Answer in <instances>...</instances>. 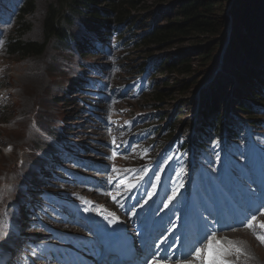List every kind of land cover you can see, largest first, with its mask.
Returning <instances> with one entry per match:
<instances>
[{"label":"rangeland","instance_id":"obj_1","mask_svg":"<svg viewBox=\"0 0 264 264\" xmlns=\"http://www.w3.org/2000/svg\"><path fill=\"white\" fill-rule=\"evenodd\" d=\"M101 1L103 0H99V2ZM32 2L35 4V10L32 15L26 16V20L31 25V30L24 37V40L40 42L43 39L41 34L42 21L51 0H32ZM136 2H140L141 5L140 7L137 6L130 17L137 24L138 32L144 34L149 32L155 18L157 23L154 26H158L160 23L164 24V21L160 19L161 16L169 17L171 22L176 21L174 14L177 5L174 1L165 4H157L148 0H136ZM212 2L218 10H221L222 16L226 17L227 22H225L226 20L223 21L224 27L217 32L216 37L209 40L198 38L199 42H196L200 48L215 47L216 51L206 65L203 61H195L194 56L196 54H191L190 51H194L196 47L192 48L189 44L182 46L173 44L166 46L165 49L162 47L147 49L150 51L151 58L164 62L176 63L179 55L190 53V57L195 61L194 65H199L197 66L199 67L198 72H195L194 67L191 68L190 76L169 72L165 75L161 73L153 75L154 79L157 80L155 89H161L167 97L161 103L155 104L149 101L150 95H148L134 105L141 112L164 114L165 120L168 119V116H174L171 123L174 124V131H185L194 121L192 119L193 113L195 112V116L199 114L204 99L210 98L211 94L215 92L218 93L217 100L223 103L217 111L218 115L231 114L233 117L244 121L246 118L245 114L242 116L239 114L235 106L242 99V96L239 95L240 89L243 88L242 84L245 85L244 88H250L253 83L252 80L254 79H247L245 73L251 67V59L254 57L248 54L232 53L231 49L226 50L227 53L223 51V48L227 47V43L232 41L235 23L233 24L231 21L230 10L239 0H213ZM141 8H144V11ZM98 10L109 12L110 8L91 9V13H96ZM147 18L148 21L145 22L144 20ZM80 20H87V18L80 16L74 21L70 18L71 24L63 26L66 28V34L82 36L80 26H78L80 23H76ZM123 28L129 29L127 25H124ZM253 30L255 31V28L246 33L245 28H243L242 33L255 40ZM255 41L261 49L259 53L264 56L261 52H264V38ZM217 44L221 45L218 46L219 49L216 48ZM139 50L134 49L127 55L129 59L127 65L135 66L141 62L142 58L150 57L144 53L143 49ZM251 52L255 53V48H252ZM73 55L71 49L70 51L64 50L61 44L53 39L39 57L24 58L9 56L4 53L0 57V71L6 72L8 76L2 82V93L5 95V100L3 106L0 107V190L6 191V185L10 183L20 187L21 182L17 183V181L19 179L20 181L26 180L30 169L28 166L33 161L31 156L37 155L36 153L42 147V140L37 138L35 125L50 132L51 136L56 135L59 130L64 134L72 135L77 133V130L82 129V126L70 124L78 119L80 114L74 113L76 109L69 106V104L74 103L73 97L69 95V92L67 95L64 94L71 81L75 80L72 78L69 69L71 66L69 61H72ZM93 62L98 64L99 58L94 56ZM258 63L263 66L264 57H260ZM262 71L264 72V68ZM236 72L238 73L236 74ZM239 80L242 83H239ZM190 83L193 84L189 85ZM219 86L220 90H217ZM64 127L70 131H65ZM34 149L35 151H33ZM20 162L23 164L20 165ZM21 229L23 230V227ZM261 259L264 264L263 255Z\"/></svg>","mask_w":264,"mask_h":264},{"label":"trees","instance_id":"obj_2","mask_svg":"<svg viewBox=\"0 0 264 264\" xmlns=\"http://www.w3.org/2000/svg\"><path fill=\"white\" fill-rule=\"evenodd\" d=\"M148 1L157 4H165L174 1L177 5L174 14L176 21L171 22L169 21V17L161 16L160 19L164 21V24L160 23L158 26H154L157 23L155 18V21L151 24L150 32L145 34L140 45H137L135 49H143L144 53L151 57L150 51L147 50L150 49V47H162L165 49L166 46H171L173 44H178L179 46L189 44L192 48L196 47L194 51H190L191 54H196L194 56L196 58L195 61H203L206 65L215 53V47L200 48L196 45V42H199L198 38H206L209 40L210 38L216 37L218 35L217 32L224 27L225 23H223V21L226 20L225 22H227L226 17L222 16L221 10H218L217 6L212 2L213 0ZM140 5V2H136V0H103L101 2H99V0H51L42 21L41 34L43 39L40 42H35L24 40V37L31 30V25L26 20V16L32 15L35 10V4L32 0H28L22 14L18 18L16 28L12 31L7 54L9 56L24 58L39 57L44 53L51 40L55 39L57 42H64L66 37L70 39L69 35H66V28L63 27L64 25L69 26V24H71L70 18L77 19L76 16H88L92 20H100L102 22L108 18H113L116 22H125L131 18L130 14L134 12L137 6L140 7ZM98 7L99 9L101 7H109L110 11H101V13L96 11V13L92 14L91 9L93 10ZM141 9L144 11V8ZM230 11V17L233 18H231V21L233 24L235 23V27L233 28L234 33L228 50L231 49L232 53L236 52L251 56L254 55L255 58V55L259 54L261 50L255 40L258 39L259 41L261 38H264V0H239ZM144 21H148V18ZM243 28H245L246 33L251 32L250 30L255 28V31L253 30L252 32L255 34L253 37L256 39L254 40L251 36L249 37L247 34L242 33ZM70 41L75 43L74 48H76V40L72 38ZM77 45L80 47L78 42ZM218 46L220 47L221 45L217 44L216 48ZM252 48H255V53L251 52ZM191 54L179 55L176 63L160 60L161 74L165 75L169 72L190 76L192 67L195 68V72H198L199 67L197 66L199 65H194L195 61L190 57ZM249 58L251 57L249 56ZM251 65L252 66L247 69V73H245L247 79H254L259 76L257 62H255V66L253 64ZM253 67H256V69ZM237 73L238 72H236V74ZM240 83H242V81ZM244 86L245 85L242 84L243 88L241 89V94L242 99L245 101H241L240 104L237 105V109L241 112H247L249 110L247 104H251L253 98L256 99L254 95L251 96L252 93L250 92V88L245 89ZM217 90H220V86ZM217 96L218 93L215 92L211 94L210 98L204 99V112L202 113L204 117L208 116L209 113L216 112L217 105L219 104ZM165 97H167V95L161 89L155 90L150 94L149 101L159 104ZM256 104L260 105L261 103L256 102ZM205 112H208V115H206Z\"/></svg>","mask_w":264,"mask_h":264},{"label":"snow or ice","instance_id":"obj_3","mask_svg":"<svg viewBox=\"0 0 264 264\" xmlns=\"http://www.w3.org/2000/svg\"><path fill=\"white\" fill-rule=\"evenodd\" d=\"M251 220L254 221V220H255V216H252V217H251ZM245 226H247V227H249V228H252V227H253V224H252L251 222H248ZM261 227L264 228V225H261ZM204 239H205V240H208L209 237H208V236H205ZM257 239H260L262 242H264V236H257ZM197 243H203V241H197ZM216 244L219 245L220 242L217 241ZM212 247H213V241L209 240V244H208V248H209V250H211ZM235 250H236L237 252L240 251L239 248H236ZM193 251L196 252L197 255H199V252H198L195 248L193 249ZM227 251H228L227 249H223V248L221 247V253H222V254H226ZM221 264H229V262H227V261H221Z\"/></svg>","mask_w":264,"mask_h":264},{"label":"bare ground","instance_id":"obj_4","mask_svg":"<svg viewBox=\"0 0 264 264\" xmlns=\"http://www.w3.org/2000/svg\"><path fill=\"white\" fill-rule=\"evenodd\" d=\"M227 42H228V41H227ZM229 44H230V42H228V43H227V47L224 48V49H225V50H224V53H225V52L227 53L226 50H228ZM262 53L264 54V52H262ZM260 57H264V56L261 55L260 53L255 55V59H256L257 61H260ZM254 66H255V65H254ZM260 66H262V65H260V64L258 63V64H257V67H260ZM253 68L256 69V67H253ZM193 114H195V112H194ZM21 142H22V141H21ZM11 163H12V162H11ZM8 165H9V163H8ZM8 180L10 181V179H8ZM231 203L233 204V203H235V202H231ZM256 252H258L259 254H260V253H263V254H264V252H263L261 249H259V248L256 250ZM27 263H29V262H27ZM262 264H263V263H262Z\"/></svg>","mask_w":264,"mask_h":264},{"label":"water","instance_id":"obj_5","mask_svg":"<svg viewBox=\"0 0 264 264\" xmlns=\"http://www.w3.org/2000/svg\"><path fill=\"white\" fill-rule=\"evenodd\" d=\"M223 51H224V48H223Z\"/></svg>","mask_w":264,"mask_h":264}]
</instances>
